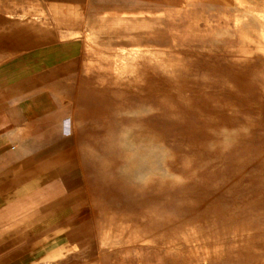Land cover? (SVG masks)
<instances>
[{
	"label": "rangeland",
	"instance_id": "obj_1",
	"mask_svg": "<svg viewBox=\"0 0 264 264\" xmlns=\"http://www.w3.org/2000/svg\"><path fill=\"white\" fill-rule=\"evenodd\" d=\"M52 2L63 40L33 46L65 56L13 73L28 126L1 163L33 172L35 216L63 206L65 258L264 264V0Z\"/></svg>",
	"mask_w": 264,
	"mask_h": 264
},
{
	"label": "crops",
	"instance_id": "obj_2",
	"mask_svg": "<svg viewBox=\"0 0 264 264\" xmlns=\"http://www.w3.org/2000/svg\"><path fill=\"white\" fill-rule=\"evenodd\" d=\"M31 1L32 3L27 5V13L21 10L22 14L15 16L12 9L13 0H0V57H5L0 60V264L80 263V259L65 258L64 255L65 249L71 245L63 241L64 231L69 226L65 225L62 218L63 206L39 207L35 216L32 212L37 202H33L30 186L35 179L33 172H18L19 170H14L16 166L1 163L10 157L9 147L22 150L21 142L15 143L14 147L12 140L14 136H25L28 126V115L24 106L26 95L17 90L24 77L14 79L13 73L25 70L30 72L41 65L57 63L65 56L61 45L50 49L46 47L44 50H37L40 46H33L48 33H54L55 37L52 38L61 43L63 33L58 22H61L63 17L62 5L56 2L46 3L45 11L42 10L39 0ZM48 8L55 11L56 15H52L55 17V29L48 28ZM24 44L31 47L29 55L23 56V60L29 63L18 64L16 59L13 60V51L21 49ZM12 54L13 57H8ZM74 243L71 241L72 246Z\"/></svg>",
	"mask_w": 264,
	"mask_h": 264
}]
</instances>
